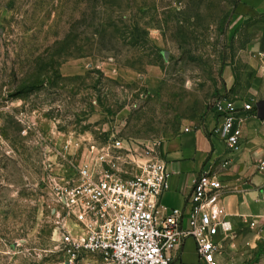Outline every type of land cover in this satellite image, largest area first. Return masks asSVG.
Here are the masks:
<instances>
[{"label": "rangeland", "instance_id": "obj_1", "mask_svg": "<svg viewBox=\"0 0 264 264\" xmlns=\"http://www.w3.org/2000/svg\"><path fill=\"white\" fill-rule=\"evenodd\" d=\"M241 1L0 0V264H104L70 261L52 181L101 152L107 170L136 175L232 99L230 72L240 88L250 75ZM254 237L225 243L222 264H264Z\"/></svg>", "mask_w": 264, "mask_h": 264}, {"label": "built area", "instance_id": "obj_2", "mask_svg": "<svg viewBox=\"0 0 264 264\" xmlns=\"http://www.w3.org/2000/svg\"><path fill=\"white\" fill-rule=\"evenodd\" d=\"M253 107L252 103L244 105L246 110ZM213 109L220 119L213 133L231 154H239L243 119L237 116L238 107L224 97ZM101 153L102 163H83L77 166L75 179L51 183L61 245L70 261L95 255L104 264H173L191 237L201 264H222L224 247L216 239L221 231L225 240L232 238L233 226L223 211L225 186L217 174L203 171L194 178L185 210L169 208L160 198L170 189L171 174L157 153L147 156L131 177L107 170L103 166L106 152ZM230 162L224 161L223 167ZM246 222L256 226L255 221ZM259 236L264 246V226Z\"/></svg>", "mask_w": 264, "mask_h": 264}, {"label": "crops", "instance_id": "obj_3", "mask_svg": "<svg viewBox=\"0 0 264 264\" xmlns=\"http://www.w3.org/2000/svg\"><path fill=\"white\" fill-rule=\"evenodd\" d=\"M237 12L238 19L248 28L246 53L250 69L243 88L234 74H229L228 95L238 107L237 116L243 119L241 152L231 154L226 143L213 133L220 121L214 109L203 122L183 126L157 149L171 174L170 189L160 198L163 205L185 210L193 180L203 171L217 174L223 182L222 207L233 226L230 239L225 240V234L220 232L223 236L218 242L223 247L239 236L247 243L252 241L264 226V169H260L264 160V117L259 116L257 109V103L264 101V0H242ZM246 103H252L253 109L246 110ZM226 160L231 162L225 168ZM246 220L255 221L256 226L250 227ZM187 243L193 246L195 259L190 258ZM223 254L224 248L221 262ZM177 255L173 264H201L194 238L186 239Z\"/></svg>", "mask_w": 264, "mask_h": 264}, {"label": "water", "instance_id": "obj_4", "mask_svg": "<svg viewBox=\"0 0 264 264\" xmlns=\"http://www.w3.org/2000/svg\"><path fill=\"white\" fill-rule=\"evenodd\" d=\"M165 57L168 58V54L165 53ZM258 114L260 117H264V101L257 103Z\"/></svg>", "mask_w": 264, "mask_h": 264}]
</instances>
